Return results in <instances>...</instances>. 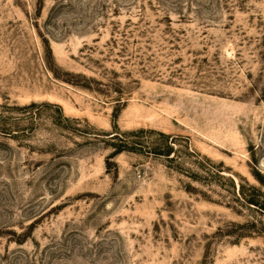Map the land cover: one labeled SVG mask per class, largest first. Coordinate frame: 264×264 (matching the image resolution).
<instances>
[{"label": "rangeland", "instance_id": "374dc122", "mask_svg": "<svg viewBox=\"0 0 264 264\" xmlns=\"http://www.w3.org/2000/svg\"><path fill=\"white\" fill-rule=\"evenodd\" d=\"M263 203L264 0H0V264H264Z\"/></svg>", "mask_w": 264, "mask_h": 264}, {"label": "trees", "instance_id": "16d2710c", "mask_svg": "<svg viewBox=\"0 0 264 264\" xmlns=\"http://www.w3.org/2000/svg\"><path fill=\"white\" fill-rule=\"evenodd\" d=\"M252 201H253V200H249V201H247V202H248L249 204H254ZM261 209L264 211V203L261 204Z\"/></svg>", "mask_w": 264, "mask_h": 264}]
</instances>
